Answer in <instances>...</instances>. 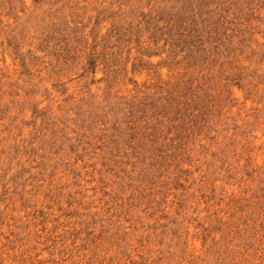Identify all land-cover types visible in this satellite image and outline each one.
<instances>
[{
    "label": "rangeland",
    "instance_id": "1",
    "mask_svg": "<svg viewBox=\"0 0 264 264\" xmlns=\"http://www.w3.org/2000/svg\"><path fill=\"white\" fill-rule=\"evenodd\" d=\"M0 264H264V0H0Z\"/></svg>",
    "mask_w": 264,
    "mask_h": 264
}]
</instances>
